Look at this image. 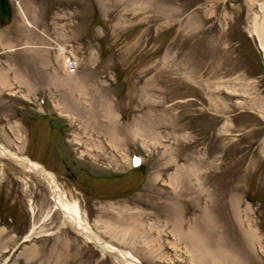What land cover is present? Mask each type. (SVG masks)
<instances>
[{
    "label": "rangeland",
    "instance_id": "1",
    "mask_svg": "<svg viewBox=\"0 0 264 264\" xmlns=\"http://www.w3.org/2000/svg\"><path fill=\"white\" fill-rule=\"evenodd\" d=\"M12 6L0 27V144L54 174L95 235L142 264H264L258 1ZM53 208L43 179L0 157V261L129 264Z\"/></svg>",
    "mask_w": 264,
    "mask_h": 264
},
{
    "label": "bare ground",
    "instance_id": "2",
    "mask_svg": "<svg viewBox=\"0 0 264 264\" xmlns=\"http://www.w3.org/2000/svg\"><path fill=\"white\" fill-rule=\"evenodd\" d=\"M257 1H258L259 9L262 12V15L257 17V22L255 24V27L254 29H251L250 31L254 34V36L258 37L260 44L262 48L264 49V0H257ZM70 59L71 58H69V61ZM69 74L73 75L75 73L71 72ZM80 88L82 87L80 86ZM77 89L78 87L76 86L75 90ZM72 93H74V91H72ZM109 110H110V113H109ZM107 114L108 115L110 114V117L111 115H113L110 108L107 110ZM0 157L13 161L25 172L39 176L41 179H43V181L46 182V184H48V187L52 195L53 205L55 208V209L53 208V210H58L63 214L65 224L73 228L76 232H78L80 235L86 238L89 242L94 243L95 245L101 248H104L106 250L118 252L119 255L124 260L129 262V264H141L140 261L137 260L135 257H133L130 253L124 252L116 248L115 246L108 244L105 241H102L101 238L95 235V233L91 230L90 226L88 225L87 221H85L82 218L79 208L77 207V204L69 200V198L67 197V194L59 186L58 181L56 177L54 176V174L49 172L44 166L36 162H33L31 159L27 157H22V156H19L9 151L7 148L2 146L1 144H0ZM248 232H251V233H248L250 237H252L255 240L257 239V235H255L256 234L255 231L254 232L248 231ZM198 244L202 245V242H200L199 240Z\"/></svg>",
    "mask_w": 264,
    "mask_h": 264
},
{
    "label": "water",
    "instance_id": "3",
    "mask_svg": "<svg viewBox=\"0 0 264 264\" xmlns=\"http://www.w3.org/2000/svg\"><path fill=\"white\" fill-rule=\"evenodd\" d=\"M11 0H0V26L7 25L12 19Z\"/></svg>",
    "mask_w": 264,
    "mask_h": 264
}]
</instances>
